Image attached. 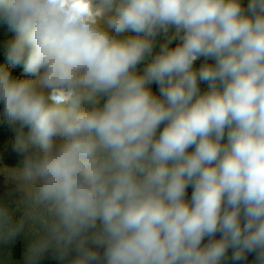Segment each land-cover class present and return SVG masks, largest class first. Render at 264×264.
Masks as SVG:
<instances>
[{"label":"clouds","instance_id":"obj_1","mask_svg":"<svg viewBox=\"0 0 264 264\" xmlns=\"http://www.w3.org/2000/svg\"><path fill=\"white\" fill-rule=\"evenodd\" d=\"M0 19L34 77L0 67L23 155L0 244L28 237L23 264H264V0H0Z\"/></svg>","mask_w":264,"mask_h":264},{"label":"rangeland","instance_id":"obj_2","mask_svg":"<svg viewBox=\"0 0 264 264\" xmlns=\"http://www.w3.org/2000/svg\"><path fill=\"white\" fill-rule=\"evenodd\" d=\"M159 42H162L160 37H157ZM178 41H174L171 47H175ZM157 50L159 43H157ZM203 62V58L196 62L195 66H199ZM7 68L11 69L10 74L13 78H23V79H34V77L26 75L22 65H17L13 67L10 62L6 63ZM145 65L141 63L138 67L143 68ZM201 90H205L207 85L201 83ZM152 89L154 92H158V85L153 84ZM3 108L0 109V122H3ZM163 127V126H161ZM19 165H9L0 159V177L3 179L4 186H0V202L6 204L10 209L15 210L17 207V201L21 199L22 193L18 190L17 183L10 178L8 170L18 167ZM13 185V186H12ZM193 189L189 187L187 189V195L190 198ZM14 215L18 218L20 213L14 212ZM28 237L20 236L14 243L3 245L0 244V264H23V254L25 253L28 245ZM75 253H71L70 256L64 260L59 259V254L55 250H49L44 254V256L36 262V264H68ZM231 255V250L229 251V256ZM255 259V253L248 254L247 264H252ZM225 264H233V262L226 261Z\"/></svg>","mask_w":264,"mask_h":264},{"label":"trees","instance_id":"obj_3","mask_svg":"<svg viewBox=\"0 0 264 264\" xmlns=\"http://www.w3.org/2000/svg\"><path fill=\"white\" fill-rule=\"evenodd\" d=\"M16 36L17 33L12 27L3 19H0V67H4L9 72L11 69H8L6 65V63L9 62L7 59L8 47L15 40ZM2 108L3 104L0 102V109ZM20 131L19 124L8 125L5 121L0 122V159L6 164L22 165L23 155L16 152L12 147ZM22 131L27 134L28 129L25 127ZM4 185L3 179L0 177V186L3 187ZM217 238H219V234H217ZM206 242L207 238L205 240V243Z\"/></svg>","mask_w":264,"mask_h":264}]
</instances>
